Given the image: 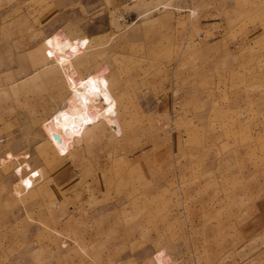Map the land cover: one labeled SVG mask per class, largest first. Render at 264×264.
<instances>
[{
    "label": "rangeland",
    "instance_id": "rangeland-1",
    "mask_svg": "<svg viewBox=\"0 0 264 264\" xmlns=\"http://www.w3.org/2000/svg\"><path fill=\"white\" fill-rule=\"evenodd\" d=\"M16 21L85 35L44 45L89 44L96 70L79 74L98 73L123 139L117 116L97 145L104 190L62 222L44 173L16 177L1 157L0 264H264V0H0V22ZM55 61L68 95L42 122L50 168L79 136L53 124L78 80Z\"/></svg>",
    "mask_w": 264,
    "mask_h": 264
},
{
    "label": "crops",
    "instance_id": "crops-1",
    "mask_svg": "<svg viewBox=\"0 0 264 264\" xmlns=\"http://www.w3.org/2000/svg\"><path fill=\"white\" fill-rule=\"evenodd\" d=\"M101 1L117 5L125 0ZM58 16L61 19L60 11ZM43 23L39 22L40 27H35L39 30L34 32L31 23L18 30L17 21L14 24L0 22V159L6 152L12 154L7 160H13L12 171L16 177H19L15 172L18 165L22 166V174L27 173L25 164L31 171L39 169L33 181L44 173L46 187L49 184L56 192L49 204L51 218L62 222L70 207L76 206L83 197L104 190L102 175L105 172L101 170L107 169L108 153L97 150V145L106 144L115 133L103 121L87 125L65 152L52 151L58 162L53 168L49 167L51 144L42 122L64 106L68 87L64 70L48 54L44 38L54 31L71 37L84 34L65 32L61 28L50 30ZM88 47L89 44L72 61L73 69L81 75L96 70L83 58ZM110 88L113 92L111 85ZM117 116L122 132L115 135L123 139V122L118 111ZM97 128L101 129L98 136Z\"/></svg>",
    "mask_w": 264,
    "mask_h": 264
},
{
    "label": "bare ground",
    "instance_id": "bare-ground-1",
    "mask_svg": "<svg viewBox=\"0 0 264 264\" xmlns=\"http://www.w3.org/2000/svg\"><path fill=\"white\" fill-rule=\"evenodd\" d=\"M47 43L53 59L67 61L70 68L77 73L73 69L72 61L84 51L88 43L82 39L73 40L65 36L58 41L49 39ZM77 77L67 106L55 114L54 127L57 130L68 128L71 133L78 136L87 125L104 120L113 132H119L120 125L112 105V96L102 84L98 73L87 78L77 73Z\"/></svg>",
    "mask_w": 264,
    "mask_h": 264
},
{
    "label": "water",
    "instance_id": "water-1",
    "mask_svg": "<svg viewBox=\"0 0 264 264\" xmlns=\"http://www.w3.org/2000/svg\"><path fill=\"white\" fill-rule=\"evenodd\" d=\"M115 126V125H114ZM53 135L56 137V134L55 133H53Z\"/></svg>",
    "mask_w": 264,
    "mask_h": 264
}]
</instances>
